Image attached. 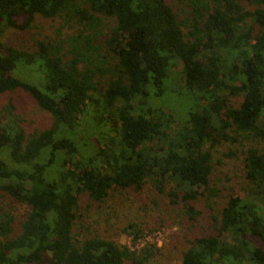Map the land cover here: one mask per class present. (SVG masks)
Returning a JSON list of instances; mask_svg holds the SVG:
<instances>
[{
	"label": "trees",
	"instance_id": "1",
	"mask_svg": "<svg viewBox=\"0 0 264 264\" xmlns=\"http://www.w3.org/2000/svg\"><path fill=\"white\" fill-rule=\"evenodd\" d=\"M177 2L183 16L167 0H0V32L61 21L34 50L0 36V94L23 89L52 115L27 133L12 98L0 111V190L30 208L14 234L0 207V264H147L153 245L75 239L80 196L150 182L197 219L202 198L214 211V149L227 142L246 148L243 192L182 264H264V0ZM168 91L193 101L180 122L149 102Z\"/></svg>",
	"mask_w": 264,
	"mask_h": 264
},
{
	"label": "rangeland",
	"instance_id": "2",
	"mask_svg": "<svg viewBox=\"0 0 264 264\" xmlns=\"http://www.w3.org/2000/svg\"><path fill=\"white\" fill-rule=\"evenodd\" d=\"M167 1L181 14L177 0ZM60 25L59 18L37 15L29 28L6 26L1 30L0 36L2 41L9 45L34 50L37 40L55 37ZM74 30V28L64 27L61 33L65 36ZM176 71H182V66L176 67ZM20 72L23 70L18 68L14 74L17 76ZM19 75L27 76L28 74L24 72ZM41 85L42 83L39 86ZM168 92L162 96L152 94L149 102L157 106L163 105L165 111L174 113L177 121L180 122L184 111L191 107L193 101L186 96ZM11 98L27 133L41 131L51 125L52 115L40 108L32 96L23 89L1 93L0 111ZM94 149L93 146H89L84 152L90 153ZM245 149L243 145L229 142L216 145L210 186L217 188L220 194L210 200V203L214 205L213 212L207 206L205 198H202L195 203L201 214L197 219L190 220L184 212L182 202H172L169 194L158 191L150 182L140 189L112 190L110 195L100 202L82 194L76 209L77 219L73 229L75 239L105 238L127 244L137 251L153 245V255L147 264H182V256L189 247L190 240L213 232L211 214L218 213V209L225 204L232 190L236 195L242 194L241 188L245 182L243 166ZM233 151L236 155H228ZM0 207L15 216L13 233H19L21 223L30 211L29 206L0 190ZM133 228H141L143 232L138 239H134L133 235L128 233V230Z\"/></svg>",
	"mask_w": 264,
	"mask_h": 264
}]
</instances>
